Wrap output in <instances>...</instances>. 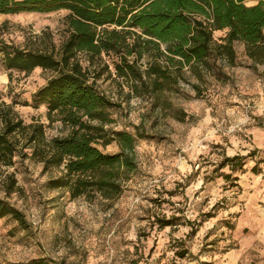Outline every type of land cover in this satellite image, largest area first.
Returning a JSON list of instances; mask_svg holds the SVG:
<instances>
[{"label": "rangeland", "instance_id": "obj_1", "mask_svg": "<svg viewBox=\"0 0 264 264\" xmlns=\"http://www.w3.org/2000/svg\"><path fill=\"white\" fill-rule=\"evenodd\" d=\"M67 13L0 15V36L58 51L69 35ZM226 34L216 31L215 41ZM234 49V60L218 55L200 79L188 73L176 91L157 96L128 97L126 83L108 73L98 80L121 104L110 127L146 134L136 142V172L118 198L71 200L67 190L47 188L57 172L43 173L31 158L1 167L0 198L24 213L29 228L0 219V264H264V62L249 58L240 42ZM104 60L114 72L116 58ZM55 74L14 71L10 81L0 57V102H19L24 122L42 123L48 139L69 128L49 120L46 106L35 107L31 97ZM100 149L113 154L120 147ZM232 156L245 158L242 169L221 167ZM10 175L16 190L8 194ZM166 220L174 224L161 227Z\"/></svg>", "mask_w": 264, "mask_h": 264}, {"label": "trees", "instance_id": "obj_2", "mask_svg": "<svg viewBox=\"0 0 264 264\" xmlns=\"http://www.w3.org/2000/svg\"><path fill=\"white\" fill-rule=\"evenodd\" d=\"M58 10L68 12L69 29L58 51L54 46L16 45L0 36V57L10 81L14 71L30 74L40 68L56 73L32 94L31 102L45 105L49 120H59L69 132L48 139L42 123L24 122L16 110L19 102L1 101L0 168L14 167L17 158L36 160L43 173L57 172L47 188L67 190L71 200L118 198L137 169L136 142L146 137L139 127L135 134L110 127L112 111L121 104L101 90L98 80L104 73L123 80L128 97L157 96L176 91L188 73L200 79L218 55L234 60L236 42L244 44L249 58L264 62V0H0V15ZM222 30H227L224 42L217 43L214 33ZM106 56L116 58L114 72ZM98 65L105 70L97 71ZM113 142L118 152L100 149ZM244 160L225 157L221 167L235 172ZM251 171L260 173L256 166ZM223 177L228 181L231 174ZM9 178L8 194L16 190L15 178ZM1 218L29 228L24 213L3 198ZM173 224L160 222L161 227Z\"/></svg>", "mask_w": 264, "mask_h": 264}]
</instances>
